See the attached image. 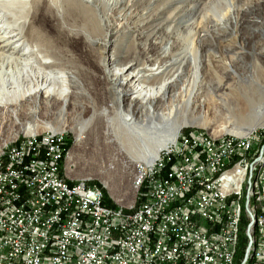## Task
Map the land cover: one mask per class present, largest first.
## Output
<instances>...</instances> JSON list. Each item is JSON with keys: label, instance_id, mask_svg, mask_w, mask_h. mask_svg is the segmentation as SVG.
<instances>
[{"label": "bare ground", "instance_id": "6f19581e", "mask_svg": "<svg viewBox=\"0 0 264 264\" xmlns=\"http://www.w3.org/2000/svg\"><path fill=\"white\" fill-rule=\"evenodd\" d=\"M192 1L0 0V71L4 72L0 79V109L16 118L19 108L23 105L28 107L29 102L31 106L28 109L35 114L56 108L52 119L34 116L32 122L24 123V131L27 134L46 131L58 135L67 129L73 130L75 147L83 143L84 133L91 129L93 122H102L107 135L105 141L117 146L114 162L124 157L123 165H133L136 169L138 166H154L161 153L176 144L177 140L169 142L178 138L184 129L207 127L200 116L191 119L197 117L194 114L199 105L186 102V98L194 93L196 73L191 67L188 41L197 29L202 28L200 25L207 26L199 35L200 49L208 45L242 49L246 42L239 40L240 34L264 37V21L258 20L264 19V0H198V4L187 9ZM232 1L236 4L233 5ZM174 4V11L162 17ZM257 44L264 48V38L259 39ZM212 60L223 63L221 57L212 55L208 56L207 63H212ZM89 82L101 85L103 96L111 99L102 109H97L90 100ZM256 83L251 82L252 86L240 90L238 98L248 100L253 91L256 103L264 106V86ZM174 88L173 95L177 101L165 102L167 94ZM200 95H203L202 87L196 90L193 97ZM144 102L157 105L160 115L157 124L147 120L132 123L128 116L124 117L119 112L121 106L125 105L130 110L132 106ZM74 107L91 112L90 121L81 129H77L72 122H66V114ZM262 112L251 123H238L227 117L213 125L211 123L208 128H220L226 134L239 136L251 134L264 129V110ZM182 114L186 115L171 120V116ZM170 120L175 123L171 131H165L166 136L162 139L163 135H159L167 129ZM138 129H143L144 134ZM200 134L207 146L222 145L230 138L218 140L211 135ZM15 147L0 155V163L8 156L18 155V148ZM61 147L54 169L56 184L67 190L92 189L101 206L112 210L116 219L139 216L144 201L128 209L112 208L103 203V192L97 186L75 187L72 181L66 182L73 180L70 173H74L76 163L72 151L63 150V139ZM250 148L248 144L232 180L230 201H234V208L225 264L237 262L244 208H241L240 200L244 187H248V197L257 195L258 203L253 213L249 211L251 222L246 229L249 244L242 264H257L264 245L263 235L258 234L260 226H264V203L259 201L260 191L254 193L252 190L253 180L255 186H262L264 165L258 164V159L248 163L246 155L252 154ZM253 171L257 176H253ZM230 174L231 165L223 164L215 173L208 174V181L225 180ZM103 181L115 197L114 184L108 178ZM134 188L138 195L146 191V177L140 168ZM251 223L256 225L254 230Z\"/></svg>", "mask_w": 264, "mask_h": 264}, {"label": "built area", "instance_id": "2783aa9c", "mask_svg": "<svg viewBox=\"0 0 264 264\" xmlns=\"http://www.w3.org/2000/svg\"><path fill=\"white\" fill-rule=\"evenodd\" d=\"M256 138L207 146L200 133H180L154 166L139 167L146 177L144 207L131 219L114 218L92 189L56 184L63 137L23 141L17 156L0 163V264H225L232 180ZM223 164L231 174L209 182L208 174ZM258 234L264 237V226ZM257 264H264V245Z\"/></svg>", "mask_w": 264, "mask_h": 264}, {"label": "rangeland", "instance_id": "374dc122", "mask_svg": "<svg viewBox=\"0 0 264 264\" xmlns=\"http://www.w3.org/2000/svg\"><path fill=\"white\" fill-rule=\"evenodd\" d=\"M196 4H198V0L190 2L187 5V9L193 7ZM232 4L235 5L236 1H232ZM175 8L176 4L171 6L169 10L164 12L161 16H166L170 13V11H174ZM258 20L264 21L263 18H259ZM15 22L18 23L19 21L15 20ZM200 26L202 28L197 29L195 31V35L192 36L188 41L190 57L192 60L191 67H194L196 73L193 82L194 93L192 94V97L186 98V102H189V104L199 105V110L194 114L197 117L191 119H195L200 116V120L205 123L207 127L187 128L181 133L189 129L192 130L193 133L197 132L203 133V135H211L218 140L229 137L246 138L247 136L252 135V133L242 136L226 134V132L221 131L220 128L215 129L212 127L211 129L208 128V126L211 123L212 125L218 123L227 117L232 119L231 121L247 124L257 120V118L260 117V114L263 113L262 111L264 110V106L258 105L256 103V97H254L256 95L253 91L251 93V98L248 100L243 98L239 99L238 96L240 97V90H246L248 87L252 86L251 82H257V85L262 84L264 86V48L257 44V41L264 37L256 38L240 34L238 36L239 40L246 42V46H244L242 49H227L225 46L217 47L212 45L204 46L202 49H200L198 47L199 35L201 31H205L207 27L206 24H201ZM211 55L212 57H221L223 59V63H217L213 60L212 63H207L208 56ZM3 76L4 72L0 71V79ZM80 81L82 83L84 82L82 79H80ZM87 86H89L87 89L90 100L96 104L97 109H102L103 106L105 107V105L111 101L109 96H103L101 85H94L89 82L87 83ZM199 87H202L203 95L194 98L193 95L195 94L196 90L198 91ZM175 91V88L169 91L165 102L177 101L174 99L173 95ZM81 102L84 103V101ZM29 103L30 104L28 107L23 105V107L19 108L16 118L8 115V113L0 109V155L15 146H19L23 141H40L41 139H46L48 136H55L52 133L46 131H36L37 133L35 134H27V131H24V123L26 124L32 122L34 116L49 120L54 116L53 113L56 109L55 108L54 110H51L52 112H43L41 110V112L35 114L34 111L28 109L31 106V102ZM156 106L151 105L150 103H145L142 105L132 106L130 110L126 109L125 105L118 109L124 117L128 116L132 123L139 124V122H142V120H147L157 124L160 115ZM185 115L186 114L178 116L173 115L171 116V120H177V118L183 117ZM90 118L91 112L83 110L80 107L69 109L68 113L66 114L67 124L72 122L77 129H81L85 124H88ZM129 119L127 118V120ZM171 120L166 127L167 129L162 130V133L159 135H163L162 139H164L166 136L164 134L165 131H171L173 123H175V121ZM105 130L106 129L102 122H93L91 129L84 133L85 138L83 143L77 147H75V132L73 130L67 129L66 131L58 134L60 137H63L64 147L67 143L66 141H70V147L68 149L72 151L73 158L75 159L76 163L74 166V173H70L73 180H66V182L70 183V181H72V184L75 187L81 186L87 188H96V186H98L102 188L103 191L105 190L110 201L113 204H116L118 208L128 209L135 203L141 204L144 201V197L141 200L140 195L137 194L138 191L134 188V180L139 166L136 169L133 165H123L124 157L118 158V161H113V156L117 152V146L105 141L107 137V135H105ZM138 131L141 134H144L143 129H138ZM253 133H257V138L249 142L251 145L250 152L252 154L246 155V157L248 156V161H250L248 163H252L255 161V159H258L257 163L264 165V129L257 130ZM178 138L172 140L169 143L171 144L176 140L178 141ZM119 159L122 160L119 161ZM254 172L255 171H253V176H257L256 172ZM249 174L250 171L248 175ZM107 178L110 179L114 184V187H116L115 197L110 193L104 184L103 180ZM254 183L255 180L252 181V190H254V193L259 192L261 186L258 188V186H255ZM247 188L248 187H244L242 199L240 200L241 208L244 207L242 208L241 231L244 220L248 222V225L251 222L245 217L247 202L249 204L248 212L250 211L251 213H253V210L256 208L258 203L256 199L257 195H249V197L247 196ZM132 201L133 203H130ZM250 226L254 230L256 225L254 224V226H252L251 223Z\"/></svg>", "mask_w": 264, "mask_h": 264}, {"label": "trees", "instance_id": "16d2710c", "mask_svg": "<svg viewBox=\"0 0 264 264\" xmlns=\"http://www.w3.org/2000/svg\"><path fill=\"white\" fill-rule=\"evenodd\" d=\"M66 142L67 143L65 145V148H63L65 151L69 150L68 148L70 147V141L67 140ZM98 188L103 192V195H104L103 203L105 205L109 206V207L117 208L118 206L116 204H113L110 201V199L108 198L105 190L103 191L102 188H100V187H98ZM139 195H140V199L142 200L143 197H144V191H142ZM247 225H248V222L244 220L243 223H242V231L240 233V243H239V250H238V253H237V259H236L237 263L236 264H239L241 262V260L243 262V260L245 258V251H246V247L248 246V237H247V235L245 233Z\"/></svg>", "mask_w": 264, "mask_h": 264}, {"label": "water", "instance_id": "95a60500", "mask_svg": "<svg viewBox=\"0 0 264 264\" xmlns=\"http://www.w3.org/2000/svg\"><path fill=\"white\" fill-rule=\"evenodd\" d=\"M253 224V223H252Z\"/></svg>", "mask_w": 264, "mask_h": 264}]
</instances>
